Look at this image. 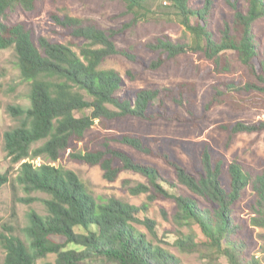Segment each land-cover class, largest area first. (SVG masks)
<instances>
[{
	"label": "trees",
	"instance_id": "trees-1",
	"mask_svg": "<svg viewBox=\"0 0 264 264\" xmlns=\"http://www.w3.org/2000/svg\"><path fill=\"white\" fill-rule=\"evenodd\" d=\"M41 1L0 0V50H13L19 76L29 86L28 106L7 108L18 123L4 132V150L18 169L14 179L8 172L0 175V188L10 184L14 203L35 202L37 199L29 197L32 193L47 197L41 201L45 216L33 210L27 213L23 240L0 235L3 264H36L49 254L55 255V260L46 264H180L173 254L136 229V224L142 225L155 237L154 222L138 217L141 210L146 211L145 204L138 208L114 197L96 198L74 172L53 164L71 148L72 142H84L96 121H102L106 128L110 121L128 117L148 122L188 120L181 110L194 119L198 113L195 85L182 82L124 93V78L113 69L102 68L103 63L112 56L141 61L133 52L116 47L112 41L116 31L101 30L76 18L53 17L58 27L69 30L74 39L81 41V45L74 46L34 38L23 24L6 23L9 14L16 10L31 12ZM109 1L124 6L131 15L130 25L157 18V10L163 4L169 5L173 20L183 28V37L171 40L162 35L143 45L147 52L155 54L147 63L152 71L191 54L213 63L216 74H228L231 63L225 53H234L253 80L242 85L233 80L212 85L204 112L224 103L230 94H264V48L259 50L252 32L253 24L264 18V0H226L232 16L222 24L219 37L207 27L213 0H203L200 8L192 7L190 0ZM126 76L135 78L131 71ZM218 128L227 132L229 146L237 134L263 131L264 121H238ZM113 143L161 158L175 176L176 184L163 179L169 190L184 189L187 194L165 189L159 183L162 175L156 167L135 160ZM95 146L91 149L84 144L67 157L79 164L98 166L108 182H114L123 171L143 176L147 185L137 184L129 189L132 195L147 194L148 204L156 199L172 200L176 209L173 222L189 230L186 235L177 233L174 244L181 253L197 254L207 264H220V258L227 264H264V252L262 258L247 254L244 225L234 211L235 204L249 189V226L264 230V169L251 173L238 161L227 164L223 157L214 155L210 145L204 144L190 172L172 153L159 146L154 150L141 136L128 133L107 135ZM36 160L41 163H32ZM19 188L28 197L18 198ZM53 237L63 242H56Z\"/></svg>",
	"mask_w": 264,
	"mask_h": 264
},
{
	"label": "rangeland",
	"instance_id": "rangeland-1",
	"mask_svg": "<svg viewBox=\"0 0 264 264\" xmlns=\"http://www.w3.org/2000/svg\"><path fill=\"white\" fill-rule=\"evenodd\" d=\"M213 8L207 20V27L216 37L220 36V29L225 21H230L232 11L226 0H213ZM203 0H190V5L200 8ZM158 17L149 21H140L136 25H130L131 15L118 1L109 0H42L31 12L16 10L5 19L8 24L21 23L33 35L34 38L43 37L50 42L60 44L81 45V41L74 39L70 31L58 27L53 17L67 16L84 20L89 26H95L101 30H114L116 35L112 41L120 50H129L140 58L141 62H129L121 56H112L106 59L102 68L113 69L124 78L123 92L149 86H172L177 83L189 82L196 87L197 110L194 119H190L184 111L181 113L186 121L165 122L156 120L152 122L140 121L135 118L115 119L104 128L102 121H96L86 135L82 143H71V148L53 165L63 167L74 172L83 182L90 187L94 197H114L130 205L141 208L145 204L146 211L141 210L138 217L149 218L154 222L153 237L142 225L136 224L137 230L147 236L155 244L169 251L179 259L180 264H207L197 254L181 253L175 246L177 233L188 234V227H178L172 220L175 213V204L170 199H156L148 204L147 194L132 195L129 188L137 184L147 185V180L130 171L121 172L114 182H108L103 178V172L98 166L79 164L67 155L74 149L79 150L84 144L94 149L95 143L107 135L128 133L139 135L154 150L157 146L172 153L187 170H192L198 152L204 144L210 145L214 155L223 157L226 163L238 161L245 170L257 173L264 169V130L259 133H240L233 136L229 146H226L227 132L218 127L221 124L242 121L245 123H257L264 121V94L258 92H239L230 94L224 103L213 105L204 112L203 105L210 100L212 85L235 81L241 85L252 81V77L236 61L234 53L226 52L225 57L231 63V71L228 74H216L215 65L199 56L181 55L175 62H169L158 71L147 68V63L155 58V54L147 52L143 45L157 36L166 35L171 40L183 37V28L170 15L169 5L163 4L162 9L157 10ZM171 19L170 21L168 19ZM252 32L257 39L259 50L264 48V18L257 20L252 27ZM77 50V48H73ZM131 71L135 78L128 79L126 72ZM29 86L19 76L17 59L12 49L0 50V175L8 172L14 179L18 165L11 164L4 150L3 134L15 127L18 119L7 112L9 106H28L27 92ZM199 113L203 116H199ZM115 148L128 153L132 158L145 165L156 167L162 177L159 183L167 190L169 187L164 180L176 184L173 170L158 156H146L117 143ZM181 145V147L179 146ZM32 163L38 165L40 160ZM164 179V180H163ZM182 189V188H180ZM172 193L187 194L182 189L169 190ZM18 198L28 197L20 188L17 191ZM32 199H37L29 205L14 203L10 184L0 188V235H14L24 239L22 229L27 224L26 215L33 210L38 215L45 216L42 200L46 195L32 193ZM250 190L247 189L243 197L235 204V217L242 222L244 229L242 235L248 255L262 258L264 252V230L249 226L248 219L251 216L249 204L251 201ZM56 242H63L59 237H53ZM71 248V247H69ZM4 252L0 247V264H3ZM55 255L49 254L44 259L37 260L36 264L53 263ZM220 264H227L224 258L219 259ZM99 264V263H95Z\"/></svg>",
	"mask_w": 264,
	"mask_h": 264
}]
</instances>
